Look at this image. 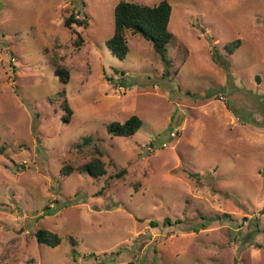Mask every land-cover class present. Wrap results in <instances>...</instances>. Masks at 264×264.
I'll return each instance as SVG.
<instances>
[{
  "label": "rangeland",
  "instance_id": "374dc122",
  "mask_svg": "<svg viewBox=\"0 0 264 264\" xmlns=\"http://www.w3.org/2000/svg\"><path fill=\"white\" fill-rule=\"evenodd\" d=\"M118 1L0 0V264H264V0H168L169 74L129 31L110 52Z\"/></svg>",
  "mask_w": 264,
  "mask_h": 264
},
{
  "label": "trees",
  "instance_id": "16d2710c",
  "mask_svg": "<svg viewBox=\"0 0 264 264\" xmlns=\"http://www.w3.org/2000/svg\"><path fill=\"white\" fill-rule=\"evenodd\" d=\"M171 4L168 0H160L154 4H144L135 1H118L113 10V32L112 35L106 40V45L110 52L120 59H123L129 51L127 44L126 34L127 31L132 34H137L145 38L150 42L154 50L159 54L161 61L164 64V73H170L171 60L167 56V45L173 40L174 35L168 29L169 18L171 15ZM84 18H77L73 12L64 18V26L70 28L73 23L86 27L88 22ZM75 33L73 38V44L80 46L83 42V37L79 32L72 31ZM239 40L233 41L228 47L231 51L238 46ZM123 70L121 73L123 74ZM177 72L176 70L174 71ZM55 73L59 76V79L63 83H67L69 80V70L62 65L56 67ZM65 96V90H63ZM63 96V97H64ZM62 108L65 110L63 116L64 121L68 122L72 115V110L68 105L67 99L64 98L62 101ZM142 125V119L132 114L126 118L123 122L113 121L107 125V131L111 135L118 136H129L133 135ZM92 141L91 136H85L82 138L80 145H88ZM99 156L92 157L87 162L83 163L77 169L79 171L88 172L89 174L99 177L106 172L105 164L101 160V151L99 148L96 149ZM64 171L69 172L74 170L71 166H64ZM126 172L123 168L116 173V176L122 175ZM34 236L38 243L46 244L49 246H56L61 243V237L51 230L46 228H38ZM69 241L72 245H76V240L71 236Z\"/></svg>",
  "mask_w": 264,
  "mask_h": 264
},
{
  "label": "water",
  "instance_id": "95a60500",
  "mask_svg": "<svg viewBox=\"0 0 264 264\" xmlns=\"http://www.w3.org/2000/svg\"><path fill=\"white\" fill-rule=\"evenodd\" d=\"M259 81V78H257V82Z\"/></svg>",
  "mask_w": 264,
  "mask_h": 264
}]
</instances>
